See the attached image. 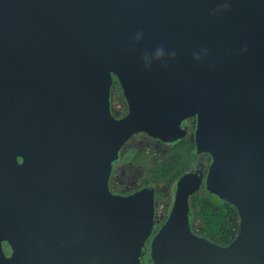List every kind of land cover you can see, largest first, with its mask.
<instances>
[{
    "label": "water",
    "instance_id": "obj_1",
    "mask_svg": "<svg viewBox=\"0 0 264 264\" xmlns=\"http://www.w3.org/2000/svg\"><path fill=\"white\" fill-rule=\"evenodd\" d=\"M0 68L7 147L43 166L22 211L46 252L140 264L154 188L112 195V164L138 131L179 137L197 115L206 188L236 206L239 232L222 246L191 230L201 175L182 174L157 263L264 264V0H0Z\"/></svg>",
    "mask_w": 264,
    "mask_h": 264
},
{
    "label": "flooded vegetation",
    "instance_id": "obj_2",
    "mask_svg": "<svg viewBox=\"0 0 264 264\" xmlns=\"http://www.w3.org/2000/svg\"><path fill=\"white\" fill-rule=\"evenodd\" d=\"M114 81L119 84L117 79H114ZM1 87L0 74V91ZM5 97L6 95H0V106L5 104ZM124 103L125 111L118 116L114 115L116 118H121L127 113L128 107L125 99ZM0 110H2L1 107ZM197 123V115H191L183 119L180 124L182 134L179 137L170 135L161 138L153 136L145 130H140L124 141L112 164L108 182V188L112 195L130 196L143 191L145 188H154L156 204L159 192L157 191L154 173L150 176H145V180L141 182L135 183V180H132L131 182L129 181L127 186L123 185L122 187L114 183V174L117 172L118 174L126 173L127 171V173L131 174V171H133L132 164L139 157L141 153L139 146L143 144L141 140L136 139L139 135L149 141L158 143L160 146L165 147L167 151L178 147L184 149L185 157L179 173H175L172 178L163 182L167 189L165 218L158 224L156 229L153 227L141 246L140 264H158L157 253L154 251L156 245L155 236L169 216L177 179L186 173L201 175L200 184L190 196V199L194 194L208 192L205 180L212 162V156L208 150L204 149L205 147L203 148L201 140L197 136ZM4 136L5 134L0 129V264H90V261L81 258L74 259L70 254L65 256L58 252H46L42 244L41 231L36 222L24 220L23 217H26V214H23L22 209L26 208V204H24L26 201L24 195L27 191L26 187L36 185L42 181L43 166L35 159L23 155L24 153L20 149H9ZM200 156H205L206 159H201ZM164 158L159 159L158 163L162 164L163 167H165L169 157ZM35 216L37 215L35 214ZM155 220L154 213V226ZM99 264H106V261L104 263L100 261Z\"/></svg>",
    "mask_w": 264,
    "mask_h": 264
},
{
    "label": "rangeland",
    "instance_id": "obj_3",
    "mask_svg": "<svg viewBox=\"0 0 264 264\" xmlns=\"http://www.w3.org/2000/svg\"><path fill=\"white\" fill-rule=\"evenodd\" d=\"M111 111L113 115L118 116L125 111V103L123 99V95L121 92V88L119 84L114 81L111 88V100H110ZM139 135L136 139L142 141V145L139 146L141 153L139 157L132 164L133 171L130 173H115L113 176V180L115 184H119L120 187L123 185L127 186L129 181L135 180L136 182H141L145 180V176H150L154 173V177L156 178V186L159 195L156 199L155 204V226L154 229L158 227V224L165 218V210L167 206L166 199V185L163 182L172 178L175 174V169L181 166L184 153L182 151H176V149L171 150L165 149V147L160 146L156 142L149 141L147 138L143 139ZM146 140V141H145ZM169 157L165 167L159 163V159H163L165 157ZM166 157L164 159H166ZM201 159H206L205 156H200ZM161 165V166H158ZM155 168V169H154ZM154 169V170H153ZM153 170V171H152ZM155 171V172H154ZM199 227V222L196 221L193 224V228L197 231ZM238 234V233H237Z\"/></svg>",
    "mask_w": 264,
    "mask_h": 264
},
{
    "label": "trees",
    "instance_id": "obj_4",
    "mask_svg": "<svg viewBox=\"0 0 264 264\" xmlns=\"http://www.w3.org/2000/svg\"><path fill=\"white\" fill-rule=\"evenodd\" d=\"M184 149L178 147L176 151ZM180 167L175 169L178 174ZM191 230L198 236H202L218 245L225 246L230 243L239 232V212L235 205L217 196L202 192L194 194L190 199ZM198 221L197 231L193 224Z\"/></svg>",
    "mask_w": 264,
    "mask_h": 264
}]
</instances>
